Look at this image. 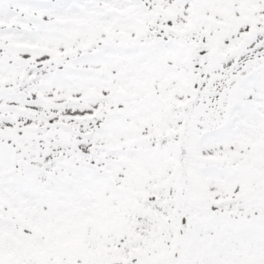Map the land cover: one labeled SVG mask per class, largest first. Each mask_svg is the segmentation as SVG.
Masks as SVG:
<instances>
[{
    "label": "snow or ice",
    "instance_id": "snow-or-ice-1",
    "mask_svg": "<svg viewBox=\"0 0 264 264\" xmlns=\"http://www.w3.org/2000/svg\"><path fill=\"white\" fill-rule=\"evenodd\" d=\"M0 264H264V0H0Z\"/></svg>",
    "mask_w": 264,
    "mask_h": 264
}]
</instances>
